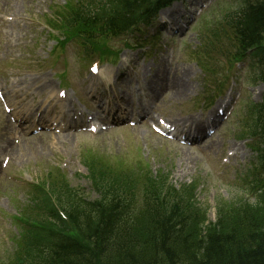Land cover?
Instances as JSON below:
<instances>
[{
    "label": "rangeland",
    "instance_id": "rangeland-1",
    "mask_svg": "<svg viewBox=\"0 0 264 264\" xmlns=\"http://www.w3.org/2000/svg\"><path fill=\"white\" fill-rule=\"evenodd\" d=\"M69 0H0V8L12 12L14 14H19L23 17L26 15H32L38 18H43V14L49 11L50 6L61 3L64 4ZM217 9V6L214 10ZM21 19L15 26L11 28L8 26V31L6 34L0 29V58L6 64L13 66L11 62L18 64L19 59L14 56V53H20L23 51L21 45L24 44V40L18 39L21 33ZM33 33H36L34 39V48L36 51L42 49L46 44V38L50 40L49 36H44L46 34L45 29L41 28L37 30L32 28ZM200 29L192 30L188 36L186 42L189 44L188 50L181 49L177 56V71H182L180 74V79L183 85H177L173 89L169 87L165 101L161 103V108L169 115L174 118H183L187 116L191 111V107L197 103L195 99L193 101V96L190 99H186L187 96L192 92L199 84H201L202 74L199 69L193 64L192 59H188V55L191 49L190 47H197L200 43ZM71 52L75 56L77 63L74 64V68L69 70V78L72 81H76L81 75H85L83 69V61L85 60L83 49L81 53H78L76 49L70 47ZM192 50V49H191ZM189 70L192 73H189ZM25 70H22L24 73ZM182 76V77H181ZM54 78V76L52 75ZM248 80V78L246 77ZM246 88L247 96L251 97L249 91ZM186 99V100H185ZM251 99H254L252 95ZM205 99L199 101L201 103ZM203 105L195 113L199 114L201 112ZM242 107L237 114L240 117L242 113ZM2 122H0V130L2 129ZM144 128H138L131 131L129 128L122 131L108 132L100 136H74L68 140L61 139L59 137H39L30 138L24 141L26 146L24 165H20L18 162L12 164L13 170H19L27 177L28 180L34 179L35 174H40V170L48 165L58 166L63 165L69 171L75 172V170L82 169L81 163V152L85 148H93L91 153L95 154L104 160H112L121 164L125 163L127 160L129 167L134 168L142 164L141 160L149 162V165L153 169L164 168L171 175L172 181L180 185L184 182H188L194 178L198 177L200 174L206 180L207 190L204 192L203 183L199 184L200 194H198V199L201 200V204L209 207L208 218L210 220L215 219V205L216 199L219 196H225L230 199L232 197L237 198L241 195L238 185L230 184L232 179V170L229 167H225L222 172H228L226 174V179L224 181L219 180L216 173L213 170L218 167V159L220 157V152L225 151L229 148L235 141L234 137L238 133V128L235 123L229 124L225 127V132L221 133L214 141L217 151L212 154L213 158L208 156V154H203L198 150H192L185 147H180L178 145L164 142L158 139L156 136L151 134L149 131L144 132ZM7 129L3 130L5 133ZM5 139V135L0 132V141ZM156 145L159 147L157 150ZM121 152L125 155L121 157ZM158 153V154H157ZM245 156L244 158L249 159L251 154L247 148H244ZM114 155V156H113ZM157 157V159H156ZM156 159V160H155ZM74 162L75 164H71ZM146 165L143 163L141 166ZM14 184L10 182V185ZM0 187H4L2 184ZM5 188V187H4ZM4 192H8L7 189H0V214L7 217L8 214L5 213L2 208H15L16 206L9 203V198L6 197ZM10 223L11 216L2 219L0 217V245L6 243V238L10 240Z\"/></svg>",
    "mask_w": 264,
    "mask_h": 264
},
{
    "label": "trees",
    "instance_id": "trees-1",
    "mask_svg": "<svg viewBox=\"0 0 264 264\" xmlns=\"http://www.w3.org/2000/svg\"><path fill=\"white\" fill-rule=\"evenodd\" d=\"M112 16L119 19L124 17L117 10H112ZM103 173L96 168L92 169V175L102 188L108 189L113 198L126 200L124 211L115 217L111 214L110 223L101 215L86 219L83 225L81 219L74 220L73 226L80 230L81 234L77 235L80 237L70 236L75 244L61 247L48 264H165L160 257L164 253H169L172 261H179L174 264H264V218L258 217L251 210L236 215L235 223L231 226L208 236H195L197 239L191 242L167 229L170 220L165 219V212L155 205L151 206L150 219L139 220L137 231L119 232L123 228L133 230L137 221L136 213L139 214L140 210V207L134 206V197L138 192H142V198L147 203L155 200L161 204L163 198L156 185L148 179H141L139 172L127 168L117 172L108 167L106 178L102 177ZM117 203L113 201V204ZM104 208L110 211L111 207L105 205ZM74 217L80 218L78 215ZM93 224L95 232L90 239L92 242L89 240L84 250L77 246L84 234L81 226ZM58 229L64 231L66 227L62 225ZM102 237L108 243V250L93 254L99 250Z\"/></svg>",
    "mask_w": 264,
    "mask_h": 264
},
{
    "label": "bare ground",
    "instance_id": "bare-ground-1",
    "mask_svg": "<svg viewBox=\"0 0 264 264\" xmlns=\"http://www.w3.org/2000/svg\"><path fill=\"white\" fill-rule=\"evenodd\" d=\"M248 19L249 22L246 27V32L249 35H254L261 31H264V10L256 18H252V16L249 15ZM179 79H180V74L178 72H175L173 76V81L169 82L170 85L176 83Z\"/></svg>",
    "mask_w": 264,
    "mask_h": 264
}]
</instances>
